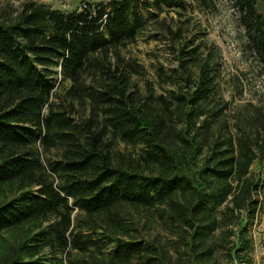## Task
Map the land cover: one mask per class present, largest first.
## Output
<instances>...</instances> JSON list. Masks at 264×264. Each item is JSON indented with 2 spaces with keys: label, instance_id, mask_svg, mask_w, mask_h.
<instances>
[{
  "label": "trees",
  "instance_id": "obj_1",
  "mask_svg": "<svg viewBox=\"0 0 264 264\" xmlns=\"http://www.w3.org/2000/svg\"><path fill=\"white\" fill-rule=\"evenodd\" d=\"M191 1L230 7L264 77V0ZM187 8L107 0L64 12L26 0L0 9V244L19 234L2 264H253L263 106L226 99L220 53L181 28L168 31L175 69L157 74L165 94L142 92L133 81L142 68L121 55L144 33V12ZM232 88L241 99L243 81ZM76 105L86 110L78 123ZM59 148V161L44 159Z\"/></svg>",
  "mask_w": 264,
  "mask_h": 264
},
{
  "label": "rangeland",
  "instance_id": "obj_2",
  "mask_svg": "<svg viewBox=\"0 0 264 264\" xmlns=\"http://www.w3.org/2000/svg\"><path fill=\"white\" fill-rule=\"evenodd\" d=\"M26 0H0V9L17 8ZM51 7L55 10L73 12L80 9L85 3H99L107 0H30ZM263 2V0H260ZM188 8L181 12H162L152 10L144 12L147 21L146 29L138 40L121 51L122 57L127 62H134L142 68V76H135L134 83L144 92L148 84L154 86L158 94H165L169 88L162 90L158 85L157 74L161 70L170 74L176 67L174 43L168 31L175 32L181 28L184 32V39L191 40L195 45L206 44L215 48L221 55L223 73L227 81L225 98L232 100L233 104H244L252 102L260 104L264 108V77L258 76L253 68L251 58L244 51L243 39L240 29L234 21L233 13L223 1L217 3L215 11L203 10L187 0ZM239 78L244 84V93L240 99L234 92L232 85ZM68 87V85H67ZM67 87L59 89L61 97H64ZM234 97V98H233ZM61 98H55L58 105ZM77 113L71 115L78 123L86 115L85 107L75 106ZM81 117V118H80ZM85 118V117H84ZM117 150L123 154L131 153V158L136 154L133 149L120 145ZM61 148L52 150L44 156L46 161H59ZM131 217L139 220L142 218L135 211H130ZM142 220L146 222L143 218ZM249 222V227H250ZM248 226V225H247ZM252 237L254 240L253 264H264V209L258 214V220L251 225ZM149 232L159 236L161 230L157 225L152 226ZM162 233V232H161ZM18 233L12 232L4 235V242L0 244V264L2 255L7 252L9 246L18 237ZM163 235V234H162ZM165 238V236H163Z\"/></svg>",
  "mask_w": 264,
  "mask_h": 264
}]
</instances>
